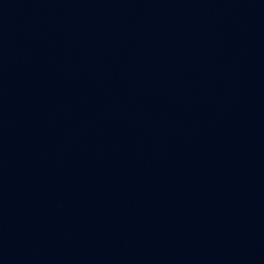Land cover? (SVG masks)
<instances>
[{
  "label": "water",
  "instance_id": "95a60500",
  "mask_svg": "<svg viewBox=\"0 0 264 264\" xmlns=\"http://www.w3.org/2000/svg\"><path fill=\"white\" fill-rule=\"evenodd\" d=\"M0 264H264V0H0Z\"/></svg>",
  "mask_w": 264,
  "mask_h": 264
}]
</instances>
